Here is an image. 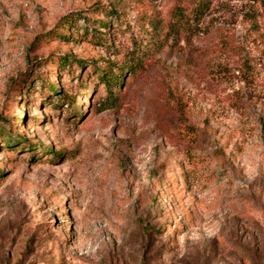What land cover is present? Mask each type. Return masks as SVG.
<instances>
[{
  "label": "rangeland",
  "instance_id": "rangeland-1",
  "mask_svg": "<svg viewBox=\"0 0 264 264\" xmlns=\"http://www.w3.org/2000/svg\"><path fill=\"white\" fill-rule=\"evenodd\" d=\"M0 126V264H264L260 0H0Z\"/></svg>",
  "mask_w": 264,
  "mask_h": 264
},
{
  "label": "trees",
  "instance_id": "trees-1",
  "mask_svg": "<svg viewBox=\"0 0 264 264\" xmlns=\"http://www.w3.org/2000/svg\"><path fill=\"white\" fill-rule=\"evenodd\" d=\"M260 3L262 6H264V0H260ZM113 17H115L116 19L119 18L118 14H112ZM81 16H68L65 20V22L63 23V25L61 27L58 28V31L57 32H54L53 35L54 36H61L64 40H68L69 37H72V34H71V25L72 23L74 22H77L79 20ZM194 18H197V16L195 15ZM81 19V18H80ZM83 19H86V18H83ZM180 20H181V17H180ZM183 22H185V20L182 19ZM103 27V29H106L108 27H110V24H101ZM152 30H153V35H154V38H157L158 37V31L154 28V26L152 27ZM103 36H106V35H103ZM74 64H79L81 65V63H79L78 60L74 59L72 56L70 55H64V56H60L57 60V66L60 67L61 69H65L67 66H71V65H74ZM123 73V71L121 72ZM120 76L118 77H113L112 76V70H103L102 71V76H101V79L103 80V82L105 83V85H107L109 87V91L112 92V89L113 87L117 84V83H121L119 82ZM25 83V82H24ZM55 88H52V91L54 90ZM59 93V91H58ZM56 93V94H58ZM3 126H0V131L2 132L3 130ZM18 133V132H17ZM16 133V135H17ZM19 134V133H18ZM20 141V140H19ZM9 142H5L4 144H7Z\"/></svg>",
  "mask_w": 264,
  "mask_h": 264
}]
</instances>
